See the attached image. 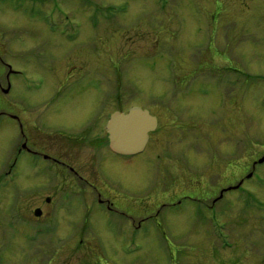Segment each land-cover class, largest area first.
<instances>
[{
    "label": "rangeland",
    "instance_id": "rangeland-1",
    "mask_svg": "<svg viewBox=\"0 0 264 264\" xmlns=\"http://www.w3.org/2000/svg\"><path fill=\"white\" fill-rule=\"evenodd\" d=\"M64 56L70 80L80 79L79 66L86 69L97 79V97L111 105L99 112L101 127L106 112L131 106L151 109L165 127L163 139L150 146V165L117 163L119 186L131 196L122 202L144 210L151 205L149 217L127 212L136 221L152 218L148 237L141 236L145 224L131 230L134 236L121 233L118 218L107 213L67 219L77 228L68 243L64 230L29 244L6 229L7 222L34 217L36 202L25 195L50 197L61 188L13 183V169L9 178L2 175L18 139L50 140L39 126L49 112L35 124L22 116L25 131L18 134L9 117L19 95L29 99L40 96L34 94L39 86L43 92L56 86L50 71L62 67ZM237 79L243 91L226 87ZM25 88L30 91L23 94ZM0 114V264H264V163L256 165L264 156V0H0ZM164 148L171 157L161 171L155 154ZM71 156L78 154L71 150L63 159ZM179 173L203 203L218 209L227 203L226 223L188 211L183 195H172L171 175ZM236 185L242 189L225 195ZM158 186L171 194L160 203L153 200ZM79 227L93 229L98 245L78 244ZM124 241L136 246L123 248Z\"/></svg>",
    "mask_w": 264,
    "mask_h": 264
},
{
    "label": "flooded vegetation",
    "instance_id": "flooded-vegetation-1",
    "mask_svg": "<svg viewBox=\"0 0 264 264\" xmlns=\"http://www.w3.org/2000/svg\"><path fill=\"white\" fill-rule=\"evenodd\" d=\"M61 59V64L64 66L62 65L61 68H58L59 71H50L52 82H56V86L46 92H43L44 88L39 86L36 88L34 94H40V96L31 94L29 99L24 98L22 94L19 95L15 104V115L9 117L15 123L16 133L18 134L21 133L20 131H25V127H23L21 121L22 116L29 117L32 120L31 123L35 124L36 121H39L37 120V115L42 116L46 115V111L49 112L51 115L48 119H40L39 126L41 129L45 128L50 140H47L45 145V143H41L38 139L31 142L29 138L23 142L18 139L13 162L6 172V174H9L12 169L14 170V175L11 178L13 183L22 180L34 181L35 183L41 181V187L48 186V189H51L54 185L55 188L60 186L61 188L55 190V195L50 197L46 196L43 198L41 194L36 193L25 195L24 199L26 200L24 201L36 202L34 217L32 219L27 218L30 222L23 220H16V223L7 222L6 229L13 236L22 235L24 241L31 240L29 244L37 243L39 240H43V238H52L59 231L61 233V230H64L65 234H67L68 243V235L73 231L72 228L77 229L69 225L68 220L71 216H77L78 220L80 219L79 215H89L97 219V216L107 213L115 215L118 218V227L121 233L127 234L128 237L134 236L136 234L131 232V230L134 227H140L145 224L148 230L141 236L143 238L148 237L149 234H153L155 229L154 226L152 227L153 222L150 223L152 218L136 221L128 213L131 210H135L139 217L143 215L149 217L153 213L151 209L152 213L149 212L148 214L151 205H147V208L144 210L135 209L132 202L128 203V200L125 202L127 205L122 202V199L130 198L131 196L124 193L123 188L119 186L123 182L122 177L118 174L117 163H125L129 167L135 165L140 170L145 165H150L149 158L147 157L150 146L156 138L163 139V128L165 127L162 126L160 118L152 113L151 109L140 106H131L126 110H123L124 108H115L111 112H106L104 116L105 120L101 127L99 112L101 113L103 108L108 109L107 106L111 105L103 103L101 98L97 97L96 77L94 80L90 79L89 72L86 69L82 70L83 68L79 66L77 72L79 78L84 80L83 83H78L80 79L75 81L70 80L72 79L70 78L71 76H68V72L66 70L64 72L63 70L69 68L64 63L65 56ZM16 75L19 76L20 74L16 73ZM230 88L231 90L239 89V91H243L242 84L239 81L237 84L231 83L228 89ZM28 91H30L28 88L22 89L23 94H26ZM116 100L114 99V101ZM131 108L147 111L152 117L156 118L157 125L155 130L149 134L148 142L145 146V149L147 147V152L144 155L145 149L134 156L116 155L109 148L106 124L113 113H128ZM0 116L5 115L0 114ZM98 116L99 119L97 121ZM179 120L182 122L181 116H179ZM174 121H176V118ZM177 125L181 127L180 123ZM54 126L57 129H54ZM30 127L32 126L29 124L28 128ZM32 128L34 129V127ZM20 137L21 135L18 138ZM70 149L74 153H77L78 156L74 157V155L68 159H63L64 155L71 151ZM164 150L165 148L155 154L156 162H159L161 171L164 170L166 160L171 157L167 153V148ZM55 154H57V159L55 158ZM176 158L177 165L180 166L178 159H181V156ZM104 173H109L112 176L111 182L103 181ZM180 174L179 177L178 174L171 175L170 185H173L177 189L172 195H183L180 198L188 201L191 206L188 211L192 212L195 210L197 213L199 211L206 212L212 219L214 214H216L221 217L223 223H226L223 218L226 216V213L228 216L227 203H224L220 209L215 208L214 203H203L199 200V195L196 192H188L187 184L184 185L183 183L190 180L182 177ZM118 177H121V180H118ZM87 186L90 191H87ZM180 187H184L185 191H179ZM241 188L240 185L228 187L224 193L227 195L229 192L240 191ZM38 189V187H35V190ZM152 189L157 192V196L155 194L153 197L156 203L166 201V195H171L164 193V186L160 190L159 186L158 189ZM194 190H197V188H194ZM103 191H107L111 196ZM87 192H89V195ZM85 193H87L89 199L92 197L91 209L88 206L89 203ZM3 196L0 194V205L4 201L2 199ZM196 202H202V207L196 204ZM40 209L44 211L42 212ZM38 210H40V213ZM196 212H193V214L195 215ZM42 213L45 216L44 218L42 217ZM9 219L13 220V217L10 215ZM39 219L42 221L38 222ZM213 228L216 229V226L214 227L211 221V229ZM89 230L86 232L84 227H79V232L77 230L74 231V239L76 235L82 234V238L78 241V244L84 245L88 243L89 245L94 242L93 244L96 243L98 245V238H91V233H95V231L92 229L90 230L91 233H89ZM91 239H94V241H90ZM121 246L123 248L134 247L135 243L133 241H124Z\"/></svg>",
    "mask_w": 264,
    "mask_h": 264
},
{
    "label": "water",
    "instance_id": "water-1",
    "mask_svg": "<svg viewBox=\"0 0 264 264\" xmlns=\"http://www.w3.org/2000/svg\"><path fill=\"white\" fill-rule=\"evenodd\" d=\"M154 118L139 109L128 114L116 113L108 123L109 143L112 151L119 154H133L142 149L147 133L154 127ZM264 162V157L259 163Z\"/></svg>",
    "mask_w": 264,
    "mask_h": 264
},
{
    "label": "bare ground",
    "instance_id": "bare-ground-1",
    "mask_svg": "<svg viewBox=\"0 0 264 264\" xmlns=\"http://www.w3.org/2000/svg\"><path fill=\"white\" fill-rule=\"evenodd\" d=\"M146 152H147V147H146V149H145V151H144L143 155H144Z\"/></svg>",
    "mask_w": 264,
    "mask_h": 264
}]
</instances>
